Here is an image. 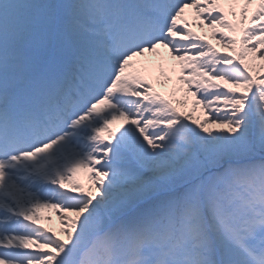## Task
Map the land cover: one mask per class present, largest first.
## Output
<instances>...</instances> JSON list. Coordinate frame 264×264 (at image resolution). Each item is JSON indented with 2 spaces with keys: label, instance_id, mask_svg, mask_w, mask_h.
<instances>
[{
  "label": "snow or ice",
  "instance_id": "6c2138e0",
  "mask_svg": "<svg viewBox=\"0 0 264 264\" xmlns=\"http://www.w3.org/2000/svg\"><path fill=\"white\" fill-rule=\"evenodd\" d=\"M257 61L264 0H0V264H264Z\"/></svg>",
  "mask_w": 264,
  "mask_h": 264
},
{
  "label": "rangeland",
  "instance_id": "374dc122",
  "mask_svg": "<svg viewBox=\"0 0 264 264\" xmlns=\"http://www.w3.org/2000/svg\"><path fill=\"white\" fill-rule=\"evenodd\" d=\"M254 6H255V3L252 6H250L249 14L251 13L252 8ZM185 18L188 20L189 26L192 27V30L194 32H196L199 35L204 36L205 39H207L210 43H212L213 46H215L219 51H221V52L226 51L225 49L220 47V45L217 43V39L212 38V36H211L212 29L208 27L207 22H204L202 27H196L195 26L196 24L201 23V20H197L195 18L194 11L192 9H189V10L186 11ZM229 19L231 20L232 17H229ZM223 31H226V30H223ZM159 51H161L164 54L165 57L167 56L166 50H159ZM150 59L153 60V61H156L157 57L155 56V54H153L150 57ZM174 63L175 62H173V61H167L166 60V62L164 63L165 70L167 71L169 69V67H170V64H174ZM257 63H264V62L257 61ZM176 74L177 73H175V72H169V75H171L173 77V80H174ZM152 78H153V82H154V89L157 92H160L162 95L167 96L169 91L172 89L173 84L172 83L161 84L159 82H156V80H157V71H156L155 68H153V70H152ZM176 86L179 87V88L183 87L182 85H176ZM182 95L183 94L181 92H177L175 98L179 99V98L182 97ZM191 99H192L191 97H188L189 106H190V103H191ZM193 115L197 116V117L203 115L202 110L200 109L199 106H197L196 112ZM81 180H82V182L87 184V181L83 179L82 174H81ZM40 216L42 217L40 222L43 223L45 227H50V228L57 229V230L59 229L60 223H59V221L57 219V213L54 210L42 209L41 212H40ZM45 216H50L51 217V221L49 222L47 220H44L43 217H45Z\"/></svg>",
  "mask_w": 264,
  "mask_h": 264
}]
</instances>
